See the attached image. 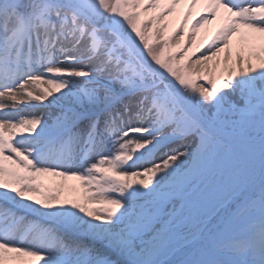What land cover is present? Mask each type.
Masks as SVG:
<instances>
[{"label":"snow or ice","instance_id":"1","mask_svg":"<svg viewBox=\"0 0 264 264\" xmlns=\"http://www.w3.org/2000/svg\"><path fill=\"white\" fill-rule=\"evenodd\" d=\"M0 264H264V0H0Z\"/></svg>","mask_w":264,"mask_h":264},{"label":"rangeland","instance_id":"2","mask_svg":"<svg viewBox=\"0 0 264 264\" xmlns=\"http://www.w3.org/2000/svg\"><path fill=\"white\" fill-rule=\"evenodd\" d=\"M186 8L187 6L184 5V6H181V8L179 9V13L182 14L183 12H186ZM200 11V8L197 10V12ZM195 18V16H194ZM50 180H54V183H49ZM69 180H73V181H70ZM44 182H45V185L48 186V187H51L53 190H56L59 185L63 184V185H67V186H77L78 188L80 187V181H77L75 179H67V180H64L63 178H58L57 180L56 179H53V178H48V177H45L44 178ZM81 191H82V188H81ZM65 195H70V193L67 192V190L65 191ZM71 195H75V193H71Z\"/></svg>","mask_w":264,"mask_h":264},{"label":"bare ground","instance_id":"3","mask_svg":"<svg viewBox=\"0 0 264 264\" xmlns=\"http://www.w3.org/2000/svg\"><path fill=\"white\" fill-rule=\"evenodd\" d=\"M200 7L198 6V8L196 9V11L199 9ZM188 9L186 8V11H187ZM215 27H216V25H212V26H209V34H211V31H213L214 29H215ZM53 179H58V178H53ZM70 181H73V180H69V182Z\"/></svg>","mask_w":264,"mask_h":264}]
</instances>
